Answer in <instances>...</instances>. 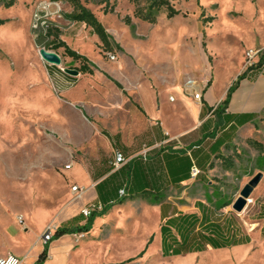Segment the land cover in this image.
<instances>
[{
    "label": "rangeland",
    "instance_id": "374dc122",
    "mask_svg": "<svg viewBox=\"0 0 264 264\" xmlns=\"http://www.w3.org/2000/svg\"><path fill=\"white\" fill-rule=\"evenodd\" d=\"M8 1L0 0V250L6 248L2 240L7 229L17 241L28 239L25 233L36 237L45 219L40 201L63 200L75 185L68 177H84L77 162L72 169H65L64 164L72 163L77 152L48 125L53 104L50 89L44 85L33 87L34 82L46 80L49 88H53V82L60 90L57 73L39 53L54 38L53 34H58L55 43L68 42L71 48L88 56L95 68L108 69L118 80H156L167 96L175 97V102L169 100L168 111L175 109L174 113L181 116L185 131L201 124L196 108L183 103L186 81L192 78L198 83L202 98L196 102L204 106L209 87L213 85L212 99L223 98L239 74L251 71L246 64L249 50L264 51V0H170L180 12L169 18L167 8L162 7L156 12V23L136 17V5L129 0H80L110 30L112 49L108 52L102 51V43L90 26L68 17L75 11L71 2L16 0L9 6ZM138 3L144 9L147 0ZM127 16L131 24L124 20ZM49 30L53 34L48 35ZM58 50L64 53V47ZM108 53L115 54L116 59H110ZM128 62L137 74H132ZM77 63L68 61L65 65L75 68ZM65 65L61 66L62 72ZM100 72L85 76L114 79L109 73ZM172 79L178 90L171 88ZM248 88L245 85L241 93L245 95ZM263 98H246L243 102L259 108L264 104ZM59 108L65 111L64 107ZM257 142L264 146V109L251 131L240 130L205 182L194 181L180 191L166 192L167 195L186 210L193 208L197 200L205 201L221 217L229 218L233 229H258L262 224L258 219L260 207L264 206V176L241 212L232 207L242 187L257 172L264 173V151L256 146ZM140 182L138 191L155 195L158 186L154 182ZM146 206L140 212L137 206L128 204L112 214L106 211V216L104 209L96 211L98 220L90 229L91 237L79 253L77 264H137L138 254L146 244L145 235L158 229L155 214ZM18 213L25 215L27 230L17 219ZM110 217L118 219L116 227L105 225ZM128 218L133 221L128 230H119ZM158 252L155 243L148 248V264H223L211 259L212 253L162 258L156 256ZM249 264L258 263L254 260Z\"/></svg>",
    "mask_w": 264,
    "mask_h": 264
},
{
    "label": "crops",
    "instance_id": "0c3cea01",
    "mask_svg": "<svg viewBox=\"0 0 264 264\" xmlns=\"http://www.w3.org/2000/svg\"><path fill=\"white\" fill-rule=\"evenodd\" d=\"M106 30L109 33L110 30ZM75 51L80 53V50ZM68 61L74 60L65 56L58 66L48 64L58 75L60 90L53 82V88H49L46 80L34 82L33 87L44 85L50 89L53 104L48 125L55 133L63 136L70 149L77 152V158L64 166L65 169H72L76 162L81 164L84 177L81 179L72 176L67 180L71 185L74 183L80 186L82 194L76 197L70 189L59 202L41 200L45 219L40 224L36 237L32 233H25L23 235L28 239L17 241L7 229L2 240L3 243L6 242V248H1L0 257L11 253L20 257L22 264H37L46 245L40 237L48 225H83L87 218L81 214V210L87 205L102 203L107 208V213L111 214L128 204L137 206L140 212L145 211L143 206L147 205V209L155 214L158 229L145 235L146 244L138 254L140 258L137 264L150 262L147 257L148 248L154 243L159 248L156 256L162 258L189 255L200 257L212 253L211 259L223 264H249L254 260L258 264H264V216L258 219L262 221L260 227L252 232L246 231L242 226L233 229L230 219L221 217L222 214H217L205 201L197 200L193 208L186 210L178 205L173 196L166 193L180 191L194 181L205 182L216 161L234 143L240 130L251 131L264 104L257 108L243 101L246 98L251 100L257 96L264 97V74L260 73L261 68L256 66L251 69L241 80L226 111L220 116L216 115L214 109L225 96L212 99L210 91L213 85L205 95L208 107H213L211 110L198 106L196 100L185 94L183 103L186 106L193 105L197 117L201 119L200 125L185 131L181 116L174 113L175 109L170 113L168 111L169 100L175 102V97L173 94L167 96L156 80H118L108 69L95 68L91 60L90 67L95 72H107L114 79L94 80L85 76L87 73H79L75 77L61 71V66ZM128 64L132 68V74H137L135 68L129 62ZM245 85L250 88L243 95L241 91ZM170 86L178 90L174 79ZM58 105L60 108L64 107L65 111H59ZM189 147L191 148L184 150ZM144 150H148L146 157L143 155ZM115 151L122 152L127 160L120 168L113 166ZM69 164L71 165L67 168ZM194 164L201 169L196 178L189 174V167ZM141 179L146 182L151 180L158 186V190L162 189L161 192L155 191L154 196L141 193L138 191L142 185ZM126 184L129 196L123 199L120 191ZM106 211L103 216L107 215ZM96 213L98 215L99 212ZM260 213H264V206L260 207ZM17 219L27 230L25 215L18 213ZM97 220L98 217L94 219L92 227ZM117 220L110 217L105 225L113 224L116 227ZM126 221L127 224H123L119 230H128L133 223L132 218ZM91 233L89 230L81 238L77 237V233H69L51 240L47 246L46 259L40 264H77L79 253L88 244L86 240L91 237ZM111 235L112 233L107 237ZM166 247L170 249L166 250ZM175 247L186 249L174 254Z\"/></svg>",
    "mask_w": 264,
    "mask_h": 264
},
{
    "label": "trees",
    "instance_id": "16d2710c",
    "mask_svg": "<svg viewBox=\"0 0 264 264\" xmlns=\"http://www.w3.org/2000/svg\"><path fill=\"white\" fill-rule=\"evenodd\" d=\"M72 3L74 7V12L69 14L68 17L76 22H83L86 25L90 26L92 28V31L94 34H96L101 43H102V51L108 52L112 49V43L110 41V34L107 32L106 28L104 25L99 21L98 17L95 15L93 11L88 9L85 5H83L80 0H67ZM132 3L136 5V8L134 10V15L136 17L142 18L143 20H146L150 23H156L157 22V17H156V12L160 10L162 7L167 8L168 10V17L172 18L174 17L177 13L180 11L176 10L174 6L171 4L170 0H147V4L145 5L144 9L140 6L138 3L139 0H129ZM16 2V0H9L7 2V5H13ZM107 10V9H106ZM113 11V8H111ZM124 20L126 21L127 24H131V19L129 16L125 17ZM3 20H0V23H2ZM53 34L52 30L48 31V35ZM53 39L46 43L44 46L46 49H50V46L53 47V50L60 54V56L63 58L65 56L71 57L74 61L78 62V66L75 67L76 69L79 70L80 73L84 74H93L94 70L90 67V60L83 54L78 53L77 51L73 50L71 47H69L64 41H61L59 43H55V41L58 39V34H53ZM59 47H64V53L62 54L58 49ZM264 64V51L260 55L259 62L257 64V67L261 68V66ZM256 67V66H255ZM255 67H252L250 69H253ZM247 76V70L242 72L241 74L238 75L237 79L233 82V84L229 87V89L226 92L225 98L221 101V103L214 109V112L216 113L217 116H220V114L224 111H226L228 104L230 103V100L232 98L233 93L236 91V89L239 87L241 80H243ZM211 83V80H209L208 87ZM116 84L121 87V85L116 82ZM204 106L203 107H208L207 103L204 101ZM209 110L213 109V107H208ZM256 146L260 148L261 151H264V146L260 145L258 142L256 143ZM228 161V160H226ZM197 167L200 170L201 169L194 164L192 167H189V174L192 177V169L193 167ZM198 174V176L200 175ZM197 176V177H198ZM126 187V195L122 196L123 199L129 196L128 190H127V184L125 185ZM103 213L106 211L107 208H103ZM264 213H260L261 217L264 216ZM97 213L93 212L91 216L87 218V221L83 225H77V226H60L58 227L53 235V239L59 238L64 234H69V233H81V232H88L93 225L94 219L96 217ZM163 228V226H162ZM49 243V242H48ZM48 243H46L45 248L43 252L40 254L39 259L37 264L42 263L46 259V254H47V246ZM169 247H166V250H169ZM183 249V247H175L173 248L174 254H179ZM144 252V251H143ZM142 252V253H143ZM142 253L140 255H142Z\"/></svg>",
    "mask_w": 264,
    "mask_h": 264
},
{
    "label": "built area",
    "instance_id": "2783aa9c",
    "mask_svg": "<svg viewBox=\"0 0 264 264\" xmlns=\"http://www.w3.org/2000/svg\"><path fill=\"white\" fill-rule=\"evenodd\" d=\"M46 8H47V6H44V9H46ZM38 17H39V15L36 14V18H38ZM38 20H39V18H38ZM260 55H261V50H249L246 54L247 67L252 68V67L257 66L259 59H260ZM108 56L112 60L116 59L115 54L108 53ZM260 73L264 74V64L261 66ZM185 88H186L185 94L190 95L194 100H196L198 102L201 101L202 90L200 89V86L198 85V83L194 79L189 78L185 83ZM171 99L174 100L173 97H171ZM147 154H148V150H144L143 151L144 157H146ZM126 162H127L126 157L124 156V154L122 152H120V151L114 152V160H113L114 168H120ZM70 165L71 164L67 165L66 167L69 168ZM199 173H200V170L194 166L192 169V177L196 178ZM72 191L76 194V197H80L82 194V189L77 184L72 186ZM126 194H127L126 193V187H124L120 191V195L124 196ZM103 208H104V205L102 203L90 204V205L85 206L81 210V214L84 217L88 218L89 216H91V214L93 212L102 210ZM20 220L22 221L21 217H20ZM58 227L59 226H56L54 224L48 225L40 237L41 241L45 244L50 242L53 238L55 230ZM76 235L78 238H81L85 235V233L81 232V233H77ZM0 264H22V259L16 255L10 253L5 257H0Z\"/></svg>",
    "mask_w": 264,
    "mask_h": 264
},
{
    "label": "water",
    "instance_id": "95a60500",
    "mask_svg": "<svg viewBox=\"0 0 264 264\" xmlns=\"http://www.w3.org/2000/svg\"><path fill=\"white\" fill-rule=\"evenodd\" d=\"M39 53L41 57L51 63V64H57L60 65L62 62V58L60 54L53 50H48L45 47H41L39 49ZM66 73L70 75H75L77 76L80 72L76 68H71V67H65L63 69ZM264 176V173L262 171L257 172L240 190L239 196L237 199L234 201L232 207L235 211L241 212L245 206L247 205L249 198L254 191V189L258 186L260 181L262 180Z\"/></svg>",
    "mask_w": 264,
    "mask_h": 264
}]
</instances>
